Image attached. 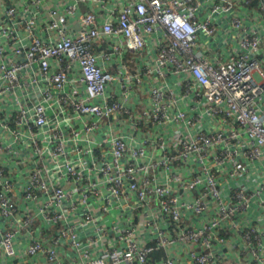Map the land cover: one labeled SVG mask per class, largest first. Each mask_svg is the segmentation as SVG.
Masks as SVG:
<instances>
[{
    "label": "built area",
    "instance_id": "obj_1",
    "mask_svg": "<svg viewBox=\"0 0 264 264\" xmlns=\"http://www.w3.org/2000/svg\"><path fill=\"white\" fill-rule=\"evenodd\" d=\"M0 264H264V0H0Z\"/></svg>",
    "mask_w": 264,
    "mask_h": 264
}]
</instances>
